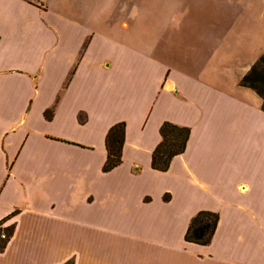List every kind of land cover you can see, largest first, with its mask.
I'll return each instance as SVG.
<instances>
[{
	"label": "crops",
	"instance_id": "1",
	"mask_svg": "<svg viewBox=\"0 0 264 264\" xmlns=\"http://www.w3.org/2000/svg\"><path fill=\"white\" fill-rule=\"evenodd\" d=\"M168 1L138 52L0 0V221L17 211L0 264H264V112L239 84L264 55V0ZM165 122L190 135L161 173ZM200 211L219 216L208 246L184 241Z\"/></svg>",
	"mask_w": 264,
	"mask_h": 264
},
{
	"label": "trees",
	"instance_id": "2",
	"mask_svg": "<svg viewBox=\"0 0 264 264\" xmlns=\"http://www.w3.org/2000/svg\"><path fill=\"white\" fill-rule=\"evenodd\" d=\"M239 84L243 88L252 90L261 99V109L264 112V55L260 56L248 72L241 77ZM50 114L51 111L45 113L47 120H50ZM159 134L161 141L151 155L150 166L154 171L165 173L169 170L171 161L184 153L190 130L186 127L165 122L160 127ZM124 139V123L115 124L108 130L105 138L107 156L102 168L103 173H108L121 165ZM164 199L166 201L167 197ZM16 213L17 211L0 221V253L6 248L14 230V225H7V222ZM218 221L219 216L217 213L209 211L198 212L188 225L184 241L187 244L208 246L213 239Z\"/></svg>",
	"mask_w": 264,
	"mask_h": 264
},
{
	"label": "rangeland",
	"instance_id": "3",
	"mask_svg": "<svg viewBox=\"0 0 264 264\" xmlns=\"http://www.w3.org/2000/svg\"><path fill=\"white\" fill-rule=\"evenodd\" d=\"M51 13L107 36L140 52L138 41L150 42L152 24L167 20L168 0H37ZM164 16V17H162ZM163 18V19H162ZM123 24H127L126 27Z\"/></svg>",
	"mask_w": 264,
	"mask_h": 264
}]
</instances>
